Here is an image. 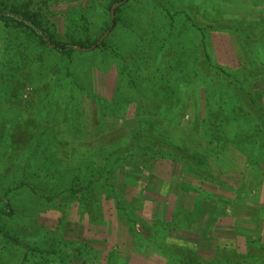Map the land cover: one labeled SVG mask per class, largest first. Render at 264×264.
Wrapping results in <instances>:
<instances>
[{
  "label": "rangeland",
  "instance_id": "1",
  "mask_svg": "<svg viewBox=\"0 0 264 264\" xmlns=\"http://www.w3.org/2000/svg\"><path fill=\"white\" fill-rule=\"evenodd\" d=\"M2 1L31 17L39 13L53 40L75 52L68 60L22 29L9 33L13 53H4L0 41V148L7 142L12 147L10 153L0 150V197L25 182L22 191L9 193L12 215L0 223L19 245L0 236V264H23L29 248L49 253L34 252L26 264H173L172 256L183 264L186 254L211 260L220 248L245 250L249 239L264 241V136L252 124L255 117L242 110L238 121L237 108L232 115L221 109L229 134L210 136L205 128L216 96L223 104L246 98L264 122V0H128L107 47L92 50L76 42L110 30L114 0ZM187 16L205 30L215 25L203 39L228 74L239 68L260 74L243 82L246 94L230 76L222 85L225 93H209L195 69L201 34ZM180 93L176 112L173 100ZM147 120L153 139L174 134L184 152L199 165L208 163L232 190L202 181L180 162L156 161L146 171L143 159L123 160L133 131ZM240 123L246 128L239 129ZM212 150L216 155L210 157ZM109 168L110 183L121 188L123 205L137 207L149 240L137 236L102 183L70 192ZM172 220L184 230L163 233ZM73 244L84 254L76 256Z\"/></svg>",
  "mask_w": 264,
  "mask_h": 264
},
{
  "label": "trees",
  "instance_id": "2",
  "mask_svg": "<svg viewBox=\"0 0 264 264\" xmlns=\"http://www.w3.org/2000/svg\"><path fill=\"white\" fill-rule=\"evenodd\" d=\"M127 1L128 0H114L113 1L112 6L117 4V3H120V6L115 11L116 15H115V19H114V26H113V28H111V26L109 24V29L113 30L117 26V22L119 19V14L121 12V8L123 7V4L126 3ZM112 6H110V11H111ZM33 16L34 17H31V15H27L25 12L23 13L21 10H19V8L15 7V6L9 7L6 2L0 0V28L3 29V33H2V36L0 37V41L3 44V52L8 53V54H11L14 52L13 50H11L9 48V46L7 48V45L9 43L8 42L9 35H10L9 33L12 30L22 29V31L24 33H26L28 36L36 38L37 41L39 42V45L47 46V48H51L52 50L56 51L62 57H65L68 60H71V58L75 52V47L70 46V45L63 43L61 41H58V40H53V35L50 33V30L48 28H45L44 25L42 23H40L39 13L33 14ZM169 16L171 18H173V15L169 14ZM187 17L193 23V26L196 29H198V32H200V34H201V43L203 46L202 52H201L202 56L199 60V63L197 62L195 64V69H196V73L199 74L202 77V79L204 80L205 85H208V86L210 85L209 87H211V88H210L209 93H211V91H215V90H218V92H219L218 95H221L222 91L225 93L226 89L224 88V90H223L222 85L225 84V79L228 76H230L228 78L232 79L233 84L236 83L239 86V90H241V87H242V91L244 90L243 86H242V85H244L243 82L249 81L250 77L255 78V77L260 76V74H252L251 72H248V70H244L241 68H239L236 75L228 74V72L223 67H221L217 62L213 61L212 53L208 49V47L205 43V40L203 39V37L206 35L205 34L206 30H208V29L214 30L215 25L209 26L205 30L204 28H200L194 22V20L191 18V16H187ZM101 38L102 37L97 38L96 40H93L90 38V39H88V41L79 40L78 42H76V44H78L83 49H85L87 47L89 48L92 46H96V48H98V47L106 48L107 43L105 42V40L100 45H97ZM2 59L5 60V57ZM65 69L67 72L68 80L70 81V78H69L70 77V74H69L70 64L65 65ZM244 92H245V94L247 93L246 90H244ZM174 95H176V93H174ZM209 97H210V95H209ZM209 97L207 96L206 99L210 100ZM216 97H217L218 101H216V104L214 105L215 109L213 108L214 110H212V113H210L213 115L212 121H209V125H208V121H207V125L205 127L206 130H208L210 136L211 135L212 136L217 135V133H220L222 135L229 134L227 127L230 123H226L221 118V114H222L221 109L226 112V115L227 114L232 115L233 111H235V109L237 108L236 115L238 117L237 118L238 121H241V119H242V117L239 114V111H242V110L245 112V117L246 116L248 118L249 117H255V122L252 124L256 127L257 131L259 132V137L262 139V137L264 136V122L260 119L261 117L259 115V111L257 112V110L254 109V106L251 103H248L249 101L246 98L240 97L237 99V101L232 98L230 100H227V103L225 102V104H223L221 101V96H216ZM182 101H183V93H180L179 97H176V99L173 100V102L175 103L174 107L176 108V112H179L181 110L180 104L182 103ZM230 101H231V103H230ZM211 104H212V102H211ZM232 104H233V106H232ZM73 111H74V109H73ZM227 111H229V112H227ZM232 120H236V119H232ZM232 120L230 119V122ZM144 123L145 124H143L142 126L138 127L137 129H135L133 131V133L131 135L132 142H131L130 149H129L130 153L125 158H123V160H127L128 158H131L134 156H136L137 158L143 159V162L141 161L140 164L146 169V171H150V165H152L156 161L169 160V161L180 162L183 165L184 169L189 170V171L193 170V172H195L201 178L202 181L207 182L211 185L218 186V187L222 186L224 188H226V187L230 188L228 186V184L220 178V176H218L217 174H215L211 171L208 163L203 162L204 163L203 164L201 162L202 164L199 165L198 162H196L189 154L184 152L182 150L181 142H180V140H178L177 136L172 134V137H169L171 134L168 132L167 133L168 138L161 136L158 139H153L151 133L149 131H147L148 128L151 127L152 121L147 120ZM164 126L166 127L165 129L172 127L170 124L168 125L166 123H164ZM238 127H239V129L240 128L245 129L246 125L241 124ZM225 131H227V132L225 133ZM230 133H233V131ZM244 133L245 134L239 136L240 141H243L242 138L247 135L245 130H244ZM236 135L237 134H235V132H234V134L231 138L234 140V136H236ZM258 142H261V141H258ZM214 144H215V141H213V145ZM11 148L12 147L7 142L6 145H4V144L2 145L0 150L6 154V152L10 153ZM246 148H247V146H246ZM136 149L142 150V151L138 152V155H136L135 154ZM242 149H243V151L245 150L244 147H242ZM255 150L258 151L259 149L255 148ZM213 155H216V152H214L213 150L208 152V156L213 157ZM29 158H30V156H29ZM40 164L42 165L43 161L40 162ZM1 165H2V163L0 160V167L3 168V165L2 166ZM41 165L38 166L40 168L35 172V173H37L36 175H40L39 173L42 169ZM2 168H0V171H2ZM221 170L224 171V169H221ZM111 174H112V169L109 168L107 171H103V172L97 174L96 176H94L92 179H90V181L87 183V185L85 187L81 188L79 186H74L75 188H73V190H71L70 192L77 194L78 191L84 192L85 190H88V189L91 190L93 187L96 188L97 184L102 183L103 187L106 188V190H107L106 192H108V195L110 197L109 199L111 201H113L115 209L118 210L122 214V216L126 219L125 221L127 223H129L131 226H133V228L137 232V236L140 237L141 240L142 239L144 241L149 240L147 237H145L146 235L144 236L143 231L141 230L142 228L139 226V221L137 218V214L135 212L137 207H134L131 205L125 206L122 204L121 195H120L121 188L118 185H112L110 183ZM24 186H25V182L20 181L18 185L13 186L14 188H11V189L9 188L8 191L3 196L0 197V203H2L4 205V209L0 210V223L2 221V217H9L12 215V212L10 211L11 208L9 206L10 200L8 199L9 193L13 192L14 190L16 192H20V191H22V187H24ZM31 189H32V191H34L35 194H39L33 186H31ZM193 189L196 192L199 191V189H195V188H193ZM230 190H232V189L230 188ZM65 194L66 193H64L62 195H65ZM40 195H43V194H40ZM42 197L45 198V196H42ZM222 197L224 198V196H222ZM154 222H155V226H156L157 223H159L160 221L155 220ZM156 227H160V226H156ZM152 229L153 228H151V230ZM166 230L167 231L168 230H184V228H180L179 226L175 225V220H172L171 223H169L167 225L164 224V226L162 228V232L166 231ZM186 230H188V229H186ZM155 232L156 231H154L153 233H155ZM0 236H2L5 239L10 240V242H12V244L19 245L18 239L14 235L7 232L1 224H0ZM66 246L68 248H70L69 245H66ZM73 246L75 247L73 249H74V251H76V253H75L76 256H81L84 254V252H83L84 248L79 247L78 244H76V245L73 244ZM174 248H176V247H174ZM61 250H63V249H61ZM160 251L164 252V255L168 256L171 259V256L169 255V253L167 252V250L164 247H161ZM34 252L41 255L47 251L41 250V249H35V248L30 249L29 248L27 254L25 255L23 264H26V262L29 259L30 254H32V253L35 254ZM90 252L91 253L94 252L93 248H91V247H90ZM47 253H49V252H47ZM56 254H57V252L54 253V255H56ZM181 260H182L183 264H264V241L249 239L246 242L245 250L231 249V248H226V247L220 248L217 250L215 258L211 259V260L204 259V258L198 256L197 254L195 255L194 253L193 254L190 253L188 255L186 254V257L184 259H181ZM171 262L173 264H181V263L177 262V259H175L173 256H172Z\"/></svg>",
  "mask_w": 264,
  "mask_h": 264
},
{
  "label": "water",
  "instance_id": "3",
  "mask_svg": "<svg viewBox=\"0 0 264 264\" xmlns=\"http://www.w3.org/2000/svg\"><path fill=\"white\" fill-rule=\"evenodd\" d=\"M119 6H120V3H117V4L113 5L112 8H111V12H110V14H111V28H113V26H114L115 11H116V9H117ZM110 31H111V29L108 30V31L102 36V38L100 39V41L98 42L97 45H100V44H101V43L107 38V36L109 35ZM95 47H96V46H93V47H91V48L83 49V50H92V49H94ZM77 49L80 50L81 48L78 47Z\"/></svg>",
  "mask_w": 264,
  "mask_h": 264
}]
</instances>
